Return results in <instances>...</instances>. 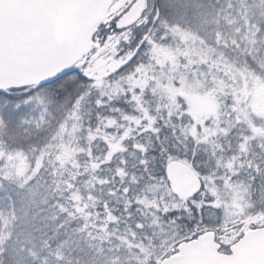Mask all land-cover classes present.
Segmentation results:
<instances>
[{
	"label": "snow or ice",
	"instance_id": "6c2138e0",
	"mask_svg": "<svg viewBox=\"0 0 264 264\" xmlns=\"http://www.w3.org/2000/svg\"><path fill=\"white\" fill-rule=\"evenodd\" d=\"M0 264H264V0H0Z\"/></svg>",
	"mask_w": 264,
	"mask_h": 264
}]
</instances>
